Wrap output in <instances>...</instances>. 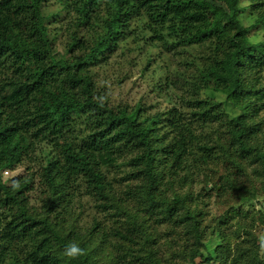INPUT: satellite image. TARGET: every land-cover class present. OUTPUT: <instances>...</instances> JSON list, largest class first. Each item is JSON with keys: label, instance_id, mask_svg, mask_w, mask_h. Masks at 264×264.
<instances>
[{"label": "trees", "instance_id": "trees-1", "mask_svg": "<svg viewBox=\"0 0 264 264\" xmlns=\"http://www.w3.org/2000/svg\"><path fill=\"white\" fill-rule=\"evenodd\" d=\"M262 28L264 0H0V264H264V239L241 220L228 260L204 253L201 220L181 192L219 153L264 178V34L253 38ZM128 42L153 48L155 63L169 57L150 88L172 92L169 106L150 114L142 96L113 102L98 86L97 66ZM71 91L82 107L73 135L67 117L41 107ZM44 144L54 157L42 168L40 212L28 208L33 184H9L2 171ZM84 197L103 214L89 228L73 212ZM165 222L182 243L159 230ZM160 233L163 254L151 246Z\"/></svg>", "mask_w": 264, "mask_h": 264}, {"label": "rangeland", "instance_id": "rangeland-1", "mask_svg": "<svg viewBox=\"0 0 264 264\" xmlns=\"http://www.w3.org/2000/svg\"><path fill=\"white\" fill-rule=\"evenodd\" d=\"M263 32L264 28L262 31L258 30V35L253 38L259 39L264 34ZM127 46H129L128 51L118 48L109 58L108 63H105L102 68L97 66L95 74L98 86L108 91V96L113 102H134L142 96L144 101L155 104L153 107H148L150 114L169 106L172 101L170 98L172 92L168 94V98L166 96L159 98L156 93H150V88L164 78V68L161 66L169 64V57L163 53L161 55L162 62L159 63L157 60L155 63L148 59L152 56L153 48L143 45H138L137 48L129 42ZM57 47L59 51L62 50L60 46ZM147 62H150V68L144 72L142 70L146 68ZM58 96L47 95L42 99L41 107L44 110L53 111L54 117L58 121L64 115L69 119L71 126L79 123L82 107L79 105L75 93L73 91L62 92ZM201 96L209 97V93L206 91ZM216 97L220 99L218 95ZM52 120L54 123L56 122L54 119ZM65 130L66 134H69L67 131L71 130L70 135H73L77 133L78 128L72 126ZM32 157L31 161L25 160L15 169L2 171V175L4 179H9V184L15 179H21L26 184H33L29 191L28 208L41 212L42 200L47 192L46 176L43 174L42 168L50 158L54 157V151L51 145L44 144L36 149ZM234 159L239 161L238 157H234ZM244 162L240 164L243 165ZM204 168L202 172L191 175L189 184L181 192L187 195L186 203L197 212L201 220L207 244L204 253L213 252V258L216 257L222 261L228 260L236 243L243 236L242 231L238 233V237L234 234L237 221L253 223L256 226L254 231L258 240L264 239V226L259 223V213L264 214V178L256 179L252 176L250 168L240 169L236 163L227 160L222 153H219L218 161L209 162ZM206 175L210 178L209 181L205 180ZM167 178L163 179L159 187L166 183ZM218 185H222V188H216ZM252 190H255V195L252 194ZM244 197H246L245 201L242 200ZM232 208L235 209V213ZM73 212L78 216L77 224L85 228L94 225L92 224L94 218H103V214L94 208L91 199L87 197H84L81 203L74 201ZM109 222L111 223V220L107 221V223ZM107 223L102 225L108 228L110 225ZM158 227L164 235L167 232L182 243L175 232L168 231L167 222L158 225ZM164 235L162 236L160 233L155 244H151L152 247L159 248L160 254L169 249L165 244ZM112 236L109 230H107L106 236L102 235L109 246L113 243ZM183 264L192 263L185 262ZM195 264L207 263L197 258ZM210 264H217V262L212 261Z\"/></svg>", "mask_w": 264, "mask_h": 264}, {"label": "clouds", "instance_id": "clouds-1", "mask_svg": "<svg viewBox=\"0 0 264 264\" xmlns=\"http://www.w3.org/2000/svg\"><path fill=\"white\" fill-rule=\"evenodd\" d=\"M81 249L76 245L73 244L70 247H67L65 250V254L69 257H75L80 253Z\"/></svg>", "mask_w": 264, "mask_h": 264}]
</instances>
